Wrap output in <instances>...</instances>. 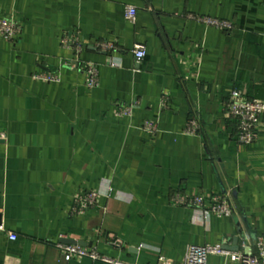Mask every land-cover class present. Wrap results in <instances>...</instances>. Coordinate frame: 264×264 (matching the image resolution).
I'll list each match as a JSON object with an SVG mask.
<instances>
[{
  "label": "crops",
  "instance_id": "crops-1",
  "mask_svg": "<svg viewBox=\"0 0 264 264\" xmlns=\"http://www.w3.org/2000/svg\"><path fill=\"white\" fill-rule=\"evenodd\" d=\"M125 5L136 8L133 23ZM1 17L20 33L0 36V264H106L68 257L56 246L63 239L139 264L160 255L180 264L190 245L255 252L264 116L241 145L226 101L233 88L264 99V0H0ZM72 31L80 61L97 66L93 88L61 43ZM137 43L145 46L138 64ZM131 103L130 116L117 115ZM190 120L197 132L185 130ZM85 191L98 195L77 213ZM218 194L230 215L190 203L201 195L207 207ZM208 262L242 264L219 254Z\"/></svg>",
  "mask_w": 264,
  "mask_h": 264
},
{
  "label": "built area",
  "instance_id": "built-area-1",
  "mask_svg": "<svg viewBox=\"0 0 264 264\" xmlns=\"http://www.w3.org/2000/svg\"><path fill=\"white\" fill-rule=\"evenodd\" d=\"M125 19L133 23L136 16V8L133 5H125ZM205 22L210 25H215L223 29H229L230 25L223 21L205 19ZM20 33V28L17 23L12 21L9 17L0 18V36L14 39ZM61 43L66 47H72L74 50L75 61L81 62L85 72L84 85L87 88H93L98 84L97 66L94 63L83 61L79 59L81 53V39L76 31L66 33L61 37ZM106 49H112V44H106ZM132 54L135 62L138 64L145 56V46L137 43L132 48ZM42 80L49 82L58 81L56 73H43L38 76ZM134 103L118 107L117 115L128 117L131 113V108ZM227 111L232 119L236 122L237 143L241 145H249L253 142L256 131L264 116V99L246 98L238 89H231L228 99L226 101ZM142 129L148 133L154 134L156 132V125L151 121H145ZM198 122L196 120L188 121L185 130L188 132H197ZM6 133L0 127V139H4ZM95 191H85L77 196L71 209L77 213H81L91 206H93L97 197ZM191 205L195 208L202 209L206 212L212 213L217 217L228 216L232 213L229 201L225 195L218 194L213 197V202L209 206L204 205V197L201 195L193 196L190 199ZM1 229V225H0ZM11 239H15V234H10ZM56 246L63 251L68 257H88L92 260H101L106 264H139L137 262H123L117 259H111L101 256L95 249L85 248L77 244H68L57 242ZM245 244H242L244 247ZM211 254H219L229 258L232 261H239L242 264H264V234H259L255 239V252L242 253L225 252L217 244L207 245H190L187 247L183 260L180 264H210L208 256ZM156 264H173L169 259L160 255Z\"/></svg>",
  "mask_w": 264,
  "mask_h": 264
},
{
  "label": "water",
  "instance_id": "water-1",
  "mask_svg": "<svg viewBox=\"0 0 264 264\" xmlns=\"http://www.w3.org/2000/svg\"><path fill=\"white\" fill-rule=\"evenodd\" d=\"M62 242H63V243H68V244H76L75 241H73V240H69V239H63ZM235 250H237V247H236Z\"/></svg>",
  "mask_w": 264,
  "mask_h": 264
}]
</instances>
